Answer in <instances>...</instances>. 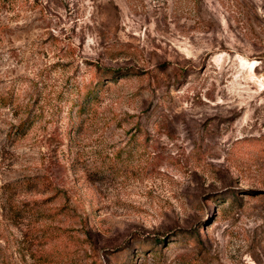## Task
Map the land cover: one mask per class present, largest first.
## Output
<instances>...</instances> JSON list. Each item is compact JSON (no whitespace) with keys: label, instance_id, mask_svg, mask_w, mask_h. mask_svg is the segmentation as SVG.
Segmentation results:
<instances>
[{"label":"rangeland","instance_id":"rangeland-1","mask_svg":"<svg viewBox=\"0 0 264 264\" xmlns=\"http://www.w3.org/2000/svg\"><path fill=\"white\" fill-rule=\"evenodd\" d=\"M0 264H264V0H0Z\"/></svg>","mask_w":264,"mask_h":264},{"label":"trees","instance_id":"trees-1","mask_svg":"<svg viewBox=\"0 0 264 264\" xmlns=\"http://www.w3.org/2000/svg\"><path fill=\"white\" fill-rule=\"evenodd\" d=\"M114 75H115L114 70L101 71L100 69H98V71H96L94 75H91L89 79L77 83L74 86L75 89L74 104L77 107L76 108L77 114L79 116H82V113H84V110H86V108L90 106L91 102H95L97 100L100 91L103 89V87H105L108 84L103 82V77L111 76L112 78H115ZM5 98L6 101L4 100V103L8 104L12 99V95L7 93ZM31 121H32V117H28L20 120L19 123L15 125V129L13 130V135H17L18 133L23 134L25 128L28 126L29 123H31ZM24 182H26L27 185L31 184L30 181H24ZM201 229L203 230L204 228L201 226V224H198L196 229H194L192 232H187V234L190 233L188 236L191 238L195 235L196 238L195 242L198 243L200 241V235H202L200 231ZM182 232L185 233L186 231L182 230Z\"/></svg>","mask_w":264,"mask_h":264},{"label":"bare ground","instance_id":"bare-ground-1","mask_svg":"<svg viewBox=\"0 0 264 264\" xmlns=\"http://www.w3.org/2000/svg\"><path fill=\"white\" fill-rule=\"evenodd\" d=\"M248 65H249L250 68H253L254 63L253 62H250Z\"/></svg>","mask_w":264,"mask_h":264}]
</instances>
